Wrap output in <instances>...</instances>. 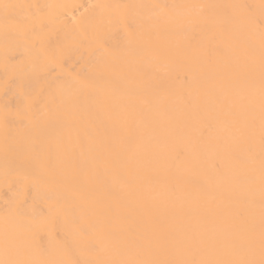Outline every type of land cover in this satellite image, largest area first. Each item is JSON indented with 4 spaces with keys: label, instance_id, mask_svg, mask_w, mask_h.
Instances as JSON below:
<instances>
[{
    "label": "bare ground",
    "instance_id": "bare-ground-1",
    "mask_svg": "<svg viewBox=\"0 0 264 264\" xmlns=\"http://www.w3.org/2000/svg\"><path fill=\"white\" fill-rule=\"evenodd\" d=\"M0 264H264V0H0Z\"/></svg>",
    "mask_w": 264,
    "mask_h": 264
}]
</instances>
